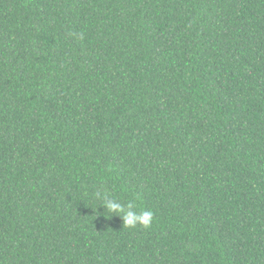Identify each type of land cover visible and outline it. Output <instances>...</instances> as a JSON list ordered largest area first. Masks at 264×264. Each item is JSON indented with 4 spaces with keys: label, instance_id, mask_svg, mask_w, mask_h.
I'll return each mask as SVG.
<instances>
[{
    "label": "trees",
    "instance_id": "16d2710c",
    "mask_svg": "<svg viewBox=\"0 0 264 264\" xmlns=\"http://www.w3.org/2000/svg\"><path fill=\"white\" fill-rule=\"evenodd\" d=\"M0 264H264V0H0Z\"/></svg>",
    "mask_w": 264,
    "mask_h": 264
},
{
    "label": "clouds",
    "instance_id": "9594fccd",
    "mask_svg": "<svg viewBox=\"0 0 264 264\" xmlns=\"http://www.w3.org/2000/svg\"><path fill=\"white\" fill-rule=\"evenodd\" d=\"M98 197H101L100 193H97ZM102 207L105 211L112 213L113 215L120 216L124 221V226L134 228L137 225L147 229L151 227L154 218V212L150 209H143L139 212L135 211V205L133 203H122L117 199L109 198L107 196L102 197Z\"/></svg>",
    "mask_w": 264,
    "mask_h": 264
}]
</instances>
